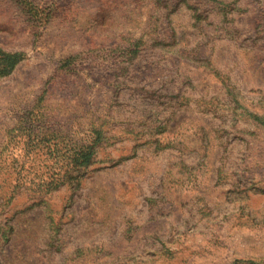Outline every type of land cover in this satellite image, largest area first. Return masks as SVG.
<instances>
[{"label": "rangeland", "instance_id": "obj_1", "mask_svg": "<svg viewBox=\"0 0 264 264\" xmlns=\"http://www.w3.org/2000/svg\"><path fill=\"white\" fill-rule=\"evenodd\" d=\"M0 50V264H264V0H0Z\"/></svg>", "mask_w": 264, "mask_h": 264}, {"label": "trees", "instance_id": "obj_2", "mask_svg": "<svg viewBox=\"0 0 264 264\" xmlns=\"http://www.w3.org/2000/svg\"><path fill=\"white\" fill-rule=\"evenodd\" d=\"M132 52L136 54V51ZM24 59L25 54L22 52L10 53L0 50V78L12 74ZM253 118L257 123L264 126V117L254 115ZM97 145V140L80 144L72 140L67 145H62L59 141V136L53 135L50 143L52 155L47 171L48 176L40 177L37 175L38 177L35 180H39L48 192L57 190L63 182L61 171L66 170L67 174L80 168L90 167L94 162ZM27 148L29 151H32L35 147L29 143L27 144ZM28 155H30L29 152ZM35 180L33 182L36 183Z\"/></svg>", "mask_w": 264, "mask_h": 264}]
</instances>
